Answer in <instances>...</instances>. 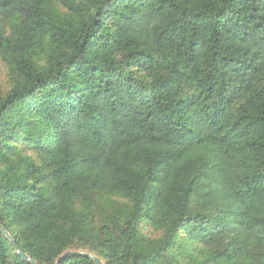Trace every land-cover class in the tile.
<instances>
[{
  "label": "trees",
  "instance_id": "trees-1",
  "mask_svg": "<svg viewBox=\"0 0 264 264\" xmlns=\"http://www.w3.org/2000/svg\"><path fill=\"white\" fill-rule=\"evenodd\" d=\"M0 223L35 264H264V0H0Z\"/></svg>",
  "mask_w": 264,
  "mask_h": 264
},
{
  "label": "water",
  "instance_id": "water-1",
  "mask_svg": "<svg viewBox=\"0 0 264 264\" xmlns=\"http://www.w3.org/2000/svg\"><path fill=\"white\" fill-rule=\"evenodd\" d=\"M0 231L2 232V234L13 244L14 248H15V251L16 253L26 262L30 263V264H35V262L33 260H31L28 256H26L25 254L21 253L19 250H18V247H16V244L14 242V240L10 237V235L3 229L1 223H0ZM79 255H83V256H87L89 257L90 259H92L96 264H103L98 258L92 256V255H89V254H86V253H82V252H66L63 254V257H67V256H79Z\"/></svg>",
  "mask_w": 264,
  "mask_h": 264
}]
</instances>
